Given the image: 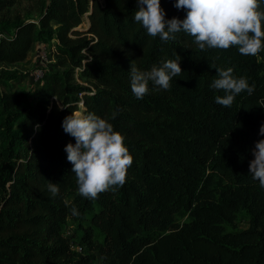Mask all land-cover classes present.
Segmentation results:
<instances>
[{"label": "trees", "instance_id": "1", "mask_svg": "<svg viewBox=\"0 0 264 264\" xmlns=\"http://www.w3.org/2000/svg\"><path fill=\"white\" fill-rule=\"evenodd\" d=\"M27 2L0 0V264H264V187L249 168L264 139V50H201L184 32L150 37L134 20L138 0ZM161 6L166 19L186 15L174 0ZM41 42L54 60L35 90L1 87L16 78L8 67L29 55L37 63ZM177 54L183 72L171 87L150 82L137 99L131 63L148 70ZM227 67L256 86L230 107L214 100L222 90L210 88L216 68ZM73 110L116 112L110 122L133 155L124 185L96 199L78 193L67 159L65 145L75 138L62 121ZM217 176L229 185L216 186ZM183 207L192 219L177 223ZM242 207L252 212L249 227L226 231ZM69 218L88 221L81 225L86 254L65 233Z\"/></svg>", "mask_w": 264, "mask_h": 264}, {"label": "clouds", "instance_id": "2", "mask_svg": "<svg viewBox=\"0 0 264 264\" xmlns=\"http://www.w3.org/2000/svg\"><path fill=\"white\" fill-rule=\"evenodd\" d=\"M138 5L134 20L150 37L168 41L174 39L176 33L184 32L201 50L235 46L242 55H256L264 50V8L261 7L264 0H174V7L186 11L183 19H166L161 0H138ZM181 59L177 54L175 59L153 64L148 70H140L131 63L130 87L135 97L143 99L151 91L150 82L158 89H169L172 79L183 72ZM216 70L210 88L224 93L214 97L216 103L230 107L237 94L245 90L249 95L254 92L255 84H250L243 76H235L232 67ZM116 116V112L110 117H101L94 112L73 110L62 121L64 131L75 138V143L65 145V151L76 177L77 191L88 199H96L103 191L123 186L133 164L125 137L110 122ZM259 134L264 136V123ZM252 152L250 174L264 187V139L255 142ZM48 189L52 196L59 194L57 183H49ZM72 214L81 215L75 207Z\"/></svg>", "mask_w": 264, "mask_h": 264}, {"label": "rangeland", "instance_id": "3", "mask_svg": "<svg viewBox=\"0 0 264 264\" xmlns=\"http://www.w3.org/2000/svg\"><path fill=\"white\" fill-rule=\"evenodd\" d=\"M24 4H28L27 0H24ZM36 18V17H35ZM87 22V21H86ZM10 29H6L5 32H8ZM50 44L51 41H45ZM53 44V43H51ZM33 56V55H32ZM51 64V63H50ZM50 64L48 66H50ZM36 67V62L34 63L32 60L27 62H22L16 64L15 66L8 67V69L12 71H16V78L10 81H6L1 87H4L9 91H20L25 90L32 93L36 86L37 82L33 79V71ZM34 80V81H33ZM264 111V110H263ZM217 180V185L219 188H223L224 186H228L229 182L225 179H220V177H215ZM192 219V215L190 214V210L183 207L179 212L176 213L175 221L177 223H184ZM253 219L252 212L247 207H242L237 211L236 216L232 222H225L224 227L226 231H236V230H244L249 227L250 222ZM88 221L84 220L83 223L86 224ZM82 221L80 222L77 219L69 218L67 222L64 224L65 233L71 235L72 244L74 251L78 253H87V248L81 243L82 236ZM155 233H160L161 231L155 230ZM165 232V231H163ZM98 257V255H96ZM92 264H98V260H95Z\"/></svg>", "mask_w": 264, "mask_h": 264}, {"label": "built area", "instance_id": "4", "mask_svg": "<svg viewBox=\"0 0 264 264\" xmlns=\"http://www.w3.org/2000/svg\"><path fill=\"white\" fill-rule=\"evenodd\" d=\"M36 49L38 51V61L36 63V67L33 71V79L35 81H40V79L43 77L45 72V67L48 66L50 62L54 60V56L50 57V49L49 46L46 43H38L36 46ZM55 51V47L52 48V52ZM73 247V245H72ZM74 248V247H73Z\"/></svg>", "mask_w": 264, "mask_h": 264}, {"label": "crops", "instance_id": "5", "mask_svg": "<svg viewBox=\"0 0 264 264\" xmlns=\"http://www.w3.org/2000/svg\"><path fill=\"white\" fill-rule=\"evenodd\" d=\"M35 59H36V55H33V56L32 55H29L28 59L25 62H27L29 60H32L35 63Z\"/></svg>", "mask_w": 264, "mask_h": 264}]
</instances>
